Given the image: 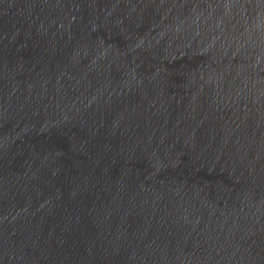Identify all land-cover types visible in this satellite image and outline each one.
Masks as SVG:
<instances>
[{"label":"water","instance_id":"water-1","mask_svg":"<svg viewBox=\"0 0 264 264\" xmlns=\"http://www.w3.org/2000/svg\"><path fill=\"white\" fill-rule=\"evenodd\" d=\"M0 264H264V0H0Z\"/></svg>","mask_w":264,"mask_h":264}]
</instances>
